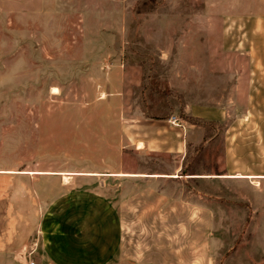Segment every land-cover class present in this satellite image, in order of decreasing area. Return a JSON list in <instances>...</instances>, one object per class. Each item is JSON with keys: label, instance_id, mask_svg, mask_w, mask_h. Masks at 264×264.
I'll return each mask as SVG.
<instances>
[{"label": "rangeland", "instance_id": "374dc122", "mask_svg": "<svg viewBox=\"0 0 264 264\" xmlns=\"http://www.w3.org/2000/svg\"><path fill=\"white\" fill-rule=\"evenodd\" d=\"M232 65L241 86L264 88V0H0V214H44L49 246L112 229L107 264H264L251 206L211 185L206 205L190 204L183 175L115 174L183 162L137 153L134 134L181 125L190 88H231Z\"/></svg>", "mask_w": 264, "mask_h": 264}, {"label": "crops", "instance_id": "0c3cea01", "mask_svg": "<svg viewBox=\"0 0 264 264\" xmlns=\"http://www.w3.org/2000/svg\"><path fill=\"white\" fill-rule=\"evenodd\" d=\"M239 58L236 54L232 60L240 61ZM249 60L256 62V54L248 52ZM220 66L224 65L216 64L217 68ZM231 67L237 72L236 83L231 88H214V97H204L203 88H190L194 96H190V102H186L184 108L189 118L181 125L158 119L157 124L154 122L156 127H152L151 122L145 121L142 124L147 127L143 130L146 132L134 134L132 145L137 153L176 157L182 152L183 162L154 170L120 171L115 173L116 176L168 179L183 175V179L192 185L187 191L190 204L206 205L207 189L211 185L215 187L217 197L229 199V204L249 205L252 218L259 211L262 216L258 218L264 220V88L255 84L241 86L239 66ZM248 70L255 79L256 64L248 65ZM205 122L226 127L222 131L207 132ZM213 151L215 165L209 168L205 159ZM189 152L192 155L190 162H199L196 167H185ZM196 184L206 190L197 191ZM234 215L231 218L235 219ZM44 218V214L27 210L0 214V264L32 261L34 264H107L113 257L112 229L107 233L105 230L102 240L98 238L93 244L84 240L81 243L78 234H62L55 239V245L49 246L47 235L40 229ZM66 237H72L71 244L66 243Z\"/></svg>", "mask_w": 264, "mask_h": 264}, {"label": "built area", "instance_id": "2783aa9c", "mask_svg": "<svg viewBox=\"0 0 264 264\" xmlns=\"http://www.w3.org/2000/svg\"><path fill=\"white\" fill-rule=\"evenodd\" d=\"M28 264H34V262L32 261V262H29Z\"/></svg>", "mask_w": 264, "mask_h": 264}, {"label": "bare ground", "instance_id": "6f19581e", "mask_svg": "<svg viewBox=\"0 0 264 264\" xmlns=\"http://www.w3.org/2000/svg\"><path fill=\"white\" fill-rule=\"evenodd\" d=\"M140 146V145H139ZM24 173V172H23ZM28 173H31V172H28ZM41 173H47V172H41Z\"/></svg>", "mask_w": 264, "mask_h": 264}]
</instances>
